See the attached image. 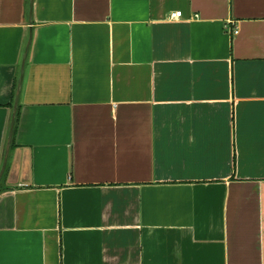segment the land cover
<instances>
[{"label":"crops","instance_id":"crops-1","mask_svg":"<svg viewBox=\"0 0 264 264\" xmlns=\"http://www.w3.org/2000/svg\"><path fill=\"white\" fill-rule=\"evenodd\" d=\"M8 147L0 264H264V0H0Z\"/></svg>","mask_w":264,"mask_h":264},{"label":"water","instance_id":"water-1","mask_svg":"<svg viewBox=\"0 0 264 264\" xmlns=\"http://www.w3.org/2000/svg\"><path fill=\"white\" fill-rule=\"evenodd\" d=\"M29 45V44H28ZM28 49V48H27ZM16 111V110H15ZM14 123H15V114L13 116V119H12V128H11V132H13V127H14ZM8 152H9V147L7 149V152H6V158H5V162H4V165H3V168L0 172V182H1V179H2V176L5 172V168H6V164H7V155H8Z\"/></svg>","mask_w":264,"mask_h":264},{"label":"built area","instance_id":"built-area-1","mask_svg":"<svg viewBox=\"0 0 264 264\" xmlns=\"http://www.w3.org/2000/svg\"><path fill=\"white\" fill-rule=\"evenodd\" d=\"M182 18V12L181 11H177V12H173L170 16V19L171 20H179ZM235 33L237 34L238 31L235 30Z\"/></svg>","mask_w":264,"mask_h":264}]
</instances>
